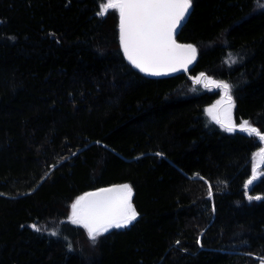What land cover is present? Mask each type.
Masks as SVG:
<instances>
[{
	"label": "trees",
	"instance_id": "obj_1",
	"mask_svg": "<svg viewBox=\"0 0 264 264\" xmlns=\"http://www.w3.org/2000/svg\"><path fill=\"white\" fill-rule=\"evenodd\" d=\"M102 2L0 0V264H260L264 176L244 185L264 145L215 124L193 78L228 83L236 124L264 133V8L192 0L176 39L195 61L152 78ZM124 184L137 219L92 242L71 204Z\"/></svg>",
	"mask_w": 264,
	"mask_h": 264
},
{
	"label": "snow or ice",
	"instance_id": "obj_2",
	"mask_svg": "<svg viewBox=\"0 0 264 264\" xmlns=\"http://www.w3.org/2000/svg\"><path fill=\"white\" fill-rule=\"evenodd\" d=\"M257 4L264 8V0H257ZM191 7L192 0H103L98 15L105 16L110 10L119 13V38L124 56L141 72L158 76L181 69L187 71L188 65L196 59V47L178 44L175 39L177 29L182 26ZM193 82L203 84L205 88L211 85L224 90L222 100L208 108L207 112L225 131L239 130L264 142V133L249 121H241L237 125L233 120L235 104L228 83L209 79L203 73ZM255 161L251 177L244 185L246 189L264 176V172L259 170L264 164V148L255 153ZM132 195L128 184L86 193L71 205L70 222L85 228L89 239L95 242L97 237L110 229L125 228L137 219ZM249 199L261 197L250 196Z\"/></svg>",
	"mask_w": 264,
	"mask_h": 264
},
{
	"label": "rangeland",
	"instance_id": "obj_3",
	"mask_svg": "<svg viewBox=\"0 0 264 264\" xmlns=\"http://www.w3.org/2000/svg\"><path fill=\"white\" fill-rule=\"evenodd\" d=\"M115 11V10H114ZM116 13L118 14V16H119V13L116 11ZM195 78V77H194ZM194 78H193V81H194ZM216 81V80H215ZM217 82H220V81H217ZM195 84V83H194ZM195 85H198V86H200V87H202L203 89H205V90H208V91H210V92H218V98L208 107V108H210V107H212L213 105H215V104H217V102L218 101H221L222 100V98L224 97V90L223 89H221V88H216V87H213V86H209L208 88H205L204 87V85L203 84H195ZM207 108V109H208ZM222 109H223V105H221V108H220V111H222ZM206 113H207V115L209 116V118L215 123V124H217L213 119H212V117L208 114V112H207V110H206ZM232 118H233V109H232ZM233 120H234V118H233ZM219 127H221L219 124H217ZM238 125V124H237ZM222 128V127H221ZM223 129V128H222ZM224 130V129H223ZM227 132V131H226ZM234 132H239V133H243V134H247V133H245V132H241V131H239V130H237V131H234ZM230 133V132H229ZM231 133H233V132H231ZM248 135V134H247ZM256 137V136H255ZM257 139H258V137H256ZM258 141L260 142V144H263L264 145V142H261L259 139H258ZM261 148H264L263 146H261ZM260 148V149H261ZM259 149V150H260ZM259 150L258 151H256L255 153H257V152H259ZM256 161H255V154H254V156H253V159H252V166H253V164L255 163ZM264 168V164H261L260 165V168H259V170L261 171L262 169ZM257 181V180H256ZM256 181L254 182V183H256ZM253 183V184H254ZM252 184V185H253ZM252 185H250V186H252ZM119 186V185H118ZM80 197V196H79ZM79 197H77V198H79ZM76 198V199H77ZM75 199V200H76ZM75 200L73 201V203L75 202ZM72 203V204H73ZM71 204V205H72ZM70 216H71V208H70ZM69 216V217H70ZM113 229V228H112ZM111 230V229H110ZM87 231V230H86ZM260 264H264V261H261L260 262Z\"/></svg>",
	"mask_w": 264,
	"mask_h": 264
},
{
	"label": "water",
	"instance_id": "obj_4",
	"mask_svg": "<svg viewBox=\"0 0 264 264\" xmlns=\"http://www.w3.org/2000/svg\"><path fill=\"white\" fill-rule=\"evenodd\" d=\"M190 12H191V9L189 10V14H188V16L186 17L185 21H183L182 26H181L180 28L177 29L175 39L177 38V36H178L180 30L182 29V27H183V26L185 25V23L187 22V19H188L189 15H190ZM118 32H119V16H118ZM119 35H120V34H119ZM176 42H177L178 44H184V43L178 42L177 39H176ZM119 44H120V38H119ZM120 49H121V51H122V53H123V50H122L121 44H120ZM123 55H124V53H123ZM124 58H125L126 62H127L132 68H134L135 70L140 71L138 68L134 67V66H133V65L127 60V58H126L125 56H124ZM191 65H192V64L188 65V69L191 67ZM188 69H187V71H188ZM187 71H184L183 69H181L180 71H177V72H170V73H168V74H165V75H158V76H157V75H149V74H146V73H144V72H142V73H143L145 76H147V77L161 78V77H167V76H170V75H173V74H176V73L187 72ZM140 72H141V71H140ZM105 188H109V187H105ZM100 189H102V188H100ZM100 189L93 190V191H89V192H95V191H98V190H100ZM89 192H87V193H89ZM85 194H86V193H85ZM85 194H84V195H85Z\"/></svg>",
	"mask_w": 264,
	"mask_h": 264
}]
</instances>
